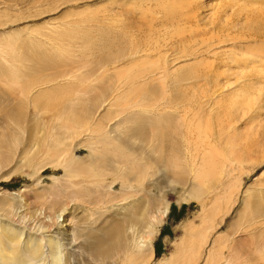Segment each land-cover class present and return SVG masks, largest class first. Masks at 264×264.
Returning a JSON list of instances; mask_svg holds the SVG:
<instances>
[{
  "label": "bare ground",
  "instance_id": "obj_1",
  "mask_svg": "<svg viewBox=\"0 0 264 264\" xmlns=\"http://www.w3.org/2000/svg\"><path fill=\"white\" fill-rule=\"evenodd\" d=\"M192 2L197 3L195 0ZM14 4L4 3L3 0L0 10L6 13L14 8ZM184 8L180 9L186 12ZM198 14L194 12V16ZM12 15L20 16V13ZM21 17L26 18L25 14ZM117 17L116 12L111 27L113 34L103 36V40L108 42L103 47V50L109 51L107 56L95 57L93 54L100 39L83 33L87 27L82 23L87 19L56 27L54 24L47 32L38 30L36 26V31L30 32L28 30H33L32 26L24 23L22 29L30 32L26 36L17 28L0 33V178L5 176V169L27 166L32 170L34 182L40 186L39 177L48 166L64 169L61 176L50 175L53 183L44 186L45 194L37 195L38 200L33 204L35 209L30 210L35 212L31 218L26 216L29 211L25 209L30 206V198L27 197L26 202L17 199L14 194L0 198V264H82L80 253L77 257L74 253L77 254L80 249L84 252V248L88 256L100 264H126L129 259L137 264H149L155 256L153 241L161 232L160 227L170 210L167 189L171 187L176 191V185L183 187L178 199L180 204L181 201L190 203L196 200L201 209L194 219L183 225V234L174 243L173 250L154 259L153 264H257L256 257L264 254V170L246 186V181H242L243 175L248 179L264 164V159L255 161L250 170L241 173V157H246L260 143L263 146L264 135L262 133L255 138V134H243V143L238 139L242 145L239 149H229L231 154L222 150L223 157H236L232 160L230 172L225 175L217 172L220 162L214 158L222 154L218 148L222 142L227 143L223 145L225 148L229 145L226 138L230 137L232 127L228 126H233L228 123L230 112L236 108L237 113L245 112L250 109L248 104L256 103V100L245 99L244 88L238 83L235 84L239 88L236 98L222 93L236 92L231 90L234 87L231 77L233 71L236 72L231 64L242 60L231 61L229 54L221 64H217L218 68L223 66L226 69H217L216 62L210 61L217 55V49L213 48L214 36H211L208 44L200 42L197 45L202 46L187 49L190 50L189 56L185 52L187 55L175 58L187 57L169 71V60L145 66L152 49L149 44L139 45L134 42L135 38L131 40L127 32L119 34ZM184 18L191 20L190 17ZM212 18L207 20L213 22ZM16 19L0 20V27L21 18ZM193 19L199 21L196 17ZM220 24L223 25L222 22ZM143 25L136 20L135 24H130L129 31L135 28L141 30ZM205 38H201L202 41ZM75 41L78 43L76 47L73 45ZM88 49L92 51L87 53ZM205 54L211 56L207 61L202 57ZM88 56H92L93 61L83 64ZM252 56L257 57L258 53L253 52ZM200 57L202 60H197ZM108 59L109 62H106ZM143 60L141 68L128 67L120 71L121 64L132 65ZM204 62L207 63L204 65ZM110 64L112 67L107 68ZM85 65L89 67L86 66V70L83 69ZM235 67L240 68L238 65ZM112 68L118 70L117 75L119 71L128 74V89L124 88L127 81L118 86L116 78L104 75ZM98 69L103 71L96 75ZM244 69L241 67V70ZM148 82L155 85L145 88ZM138 89H145L143 99L115 111L110 116L114 119H109L115 120V124L107 129L108 122L96 116V104L99 103V108H106L118 103L120 96L127 99L128 93ZM151 93H157L155 98H147ZM39 105L45 108L52 106L54 110L46 123L48 132L43 135L40 127L44 121L39 114ZM222 113L225 118L220 116ZM144 136L151 153L157 154L154 163L159 165L161 172V179L151 178L150 186L147 185L145 190L140 186L149 171L143 170L142 161L151 155L124 157L115 153L117 146H114L115 141L136 140ZM99 143L101 146H98ZM37 144H41L42 148ZM76 145L87 148L89 163L76 157ZM34 146L39 149L35 150ZM166 149L170 152L169 156L164 155ZM108 153L113 155L106 157ZM34 188L25 185L18 195H34ZM18 201L23 203L17 204ZM240 203L243 208L239 211ZM26 219H29V225H22L27 222ZM224 224L226 230L223 229ZM56 229H63L65 242L59 241L61 238L58 239Z\"/></svg>",
  "mask_w": 264,
  "mask_h": 264
},
{
  "label": "rangeland",
  "instance_id": "obj_2",
  "mask_svg": "<svg viewBox=\"0 0 264 264\" xmlns=\"http://www.w3.org/2000/svg\"><path fill=\"white\" fill-rule=\"evenodd\" d=\"M24 1L25 0H15V1L14 0H6V1L4 0V3L7 2V4H10V2H11V4H14V2H15L16 5L14 4V8L13 7L11 8L14 11L11 9H8V12L6 11V13L8 15H6L5 12H2L3 9H1L0 14H2V15H1L0 20L7 21L8 18H12V20H15L19 16V15L18 16L12 15V13H16V14L20 13L19 17L21 19H19V21L14 22V23L7 22L6 25L0 27V33L4 32L5 30L17 28L19 30V32L23 34V36H26L31 31H34V30L36 31V29H37L36 27H38V30L40 28L41 30H44V31L47 30L48 31L49 28H51V27L53 28L54 24H55L54 27H56L62 23H64L65 25H68V24H73L79 20L87 19V20H85L87 22H85L84 24L82 23V26L87 27V29L84 30L85 32L83 31V33H89L90 35L92 34L93 36L99 37L98 39H100L99 40L100 42L97 43L98 45L95 48L96 50L94 49V51H93L94 53L93 52L92 53L95 55V57H96V55H97V57H99L101 55L107 56L108 55L107 52H109V51L106 49L103 50V47L105 48L107 46L108 42L103 40V36L104 37H106V36L110 37V35L113 34L111 32V27L113 26L112 25L113 24V15L117 12L118 13L117 23H118V27H119V34L121 32L126 34V32H127V35L129 33V35H130L129 38L131 37V40H133L135 38L134 42L137 41L139 45L149 44L148 47L152 49V50H150V54H149L150 55L149 62H146L145 66H151L150 64H152L154 62H160L161 60L162 61L163 60H169L170 62L167 64L168 65L167 66L168 71L170 68L174 67L173 65L176 66V64L178 62L185 60L187 57H184V58L181 57L178 60H175V58L180 57V56H184V55H187L188 53H190V50H187V49H190L192 46H194V47L202 46V44L197 45V43L201 42V43L208 44L209 38L211 36H214V38L212 40L213 42H215L213 45V48H215V50L217 49V55H215V58H214V56H213V58H211V56H206V54H205L204 56H202L204 58L203 60L206 59L205 61H207V59L211 58L210 61L214 60L216 62L215 63L216 68L219 69L220 71L223 69H226V68H224L223 66H221V68L223 67L222 69L218 68L217 64L218 65L221 64L225 57L226 58L229 57L228 56L229 54L231 57V61H232V59L242 60V61L234 62L233 64H231L236 70V72L233 71L234 75L231 77L232 78L231 81L234 82V85H233L234 87L231 90H232V92H234V90L236 92L231 93V91H227V92H222V93L225 95H229L231 97L236 98L239 95V92L237 91L239 88L238 87L236 88L235 84L238 83L239 86L244 88L242 90H244V92H245V96H244L245 99H249L251 101L256 100L255 104H248L250 106V109L245 111V112L241 111V112L237 113L236 112L238 110L237 108H236V110H233L230 112V118H228L230 120V122H228V123H230L233 126H228V127H232L230 137L226 138V139H229V145L226 146V148H225L224 146L227 145V143L225 144L224 142H222L218 147L219 150H221L222 154L219 155L218 157H214V158H216V161L220 162L219 165L217 166V172H221L224 175L229 173L230 169H231V165H232V160L236 158V157H223L225 155H224L222 150H225L226 153L231 154L232 149H239L242 146L241 144H239V142H241V139H242L241 136L243 134H246V135L248 134L250 136H253L255 134V138L257 137L256 135H260L262 133L264 135V127H261V124H264V0H234V1L233 0H199V1L195 0V1H197V3L199 2V5L197 3H193L192 1H194V0H191V2L194 4V6H193L194 9L192 8L191 2H189L190 5L188 4V0H181V1L180 0H166V1L165 0L164 1L163 0H132V1L131 0H68V1L67 0H42V1H40V0H29L26 2H24ZM159 1H161V2H159ZM183 1H185V2L183 3ZM133 2L134 3L136 2V3L134 4ZM225 2L227 3V5ZM233 2H235V3H233ZM2 3H3V0H0V7L2 6ZM19 3H20V5H19ZM182 3L185 6L182 5ZM177 4H180V5L178 6ZM219 4L221 5L222 9L220 8ZM204 5H206V6H204ZM151 6H154V7L151 9ZM134 7H136V8H134ZM142 7H143V9H142ZM184 7H186V12H185V10H182V9H185ZM17 8H18V10H17ZM180 8H182V9H180ZM196 8H198V9L196 10ZM225 8H226V10H225ZM147 9L148 10L150 9L149 12ZM187 9H188V11H187ZM189 10H190V13L188 14ZM182 11L184 12L185 16H182V13H183ZM194 12H195V14L199 13L198 16L197 15L194 16ZM215 12L217 14H215ZM177 13H179V14H177ZM186 13H187V16H186ZM21 14L22 15L25 14L26 20L22 19ZM238 14H240V15H238ZM192 15H193V17L198 18L199 21H196V19L194 20ZM213 15L216 17L217 20L215 19V17ZM261 15H262V17H261ZM164 16H166V18H164ZM199 16H200V18H199ZM182 17L183 18L184 17H188V18L190 17L191 20L187 19V18L182 19ZM13 18H15V19H13ZM211 18L213 19V22H210L211 20L208 21ZM221 19H222V21H220ZM23 20H25V21H23ZM136 20H140V22L144 24L143 25L144 28H142L141 30L135 28L133 30L130 29L131 31H129L130 24H135ZM153 20H154V23H153ZM187 20L190 21V23L186 22L187 23L186 24L185 21H187ZM192 20H193V22H192ZM219 21L222 22L223 25H221ZM229 21H230V23H229ZM46 22H49V23H46ZM208 22H210L211 24L209 23L210 24L209 25ZM217 22H219V23H217ZM24 23L26 25H31L33 30L27 29L28 31H30V32H27L26 30L22 29V26H24ZM213 23L214 24L216 23V24L214 25ZM165 24H166V26H165ZM179 24L182 26H180ZM191 24H194V25H192L191 28H189L190 27L189 25H191ZM225 24H227V26ZM218 25H220V26H218ZM34 26H36V27H34ZM44 26L45 27L48 26L47 29L44 28ZM222 26H224V27H222ZM179 27H181L180 30H178ZM182 27H183V29H182ZM192 27H194V29ZM209 27H211L212 30L214 28L215 31L214 30L211 31V29ZM219 27H220V29H218ZM224 28H227V29L225 30ZM20 29H22L23 31H21ZM38 30H37V32H38ZM41 30L39 32H44ZM143 30H145L146 32ZM166 30L168 33L166 32ZM219 30H220V32H219ZM221 30H222V32H221ZM223 30H224V32H223ZM165 32H166V35L168 34L167 35L168 40L166 39ZM169 32H170V34H169ZM178 32H180V33H178ZM208 32H209V34H207ZM173 33H175V36H172ZM169 35H171V36H169ZM180 35L181 36L183 35L182 39H181ZM156 37H157V39H156ZM164 37H165L166 41L164 40ZM197 37H199V38H197ZM205 37H207V39ZM175 38L177 41L175 40ZM201 38H203V40L205 38V41H202ZM139 39H142V40H139ZM187 39H189V40H187ZM101 40H103V41H101ZM158 40L160 41L159 42L160 44L156 42ZM180 40H182V41H180ZM223 40H225V41H223ZM103 44H106V45H103ZM73 45L75 47L78 46L77 41L73 42ZM218 46H220V47H218ZM88 50H87V53H90L92 51V49L91 50L88 49ZM98 51L100 52V54ZM185 52H187V54ZM253 52H255V53L257 52L258 56L257 57L256 56L251 57ZM225 53H227V54H225ZM187 56H189V54ZM202 57H200L197 60H202ZM93 59L94 58L92 56H88L87 58H85L86 61L85 62L83 61V64H86V63L89 64L90 62L93 61ZM192 59H194V58H192ZM221 59H222V61H221ZM227 60H230V58ZM105 61L109 62V59H108V61L107 60H105ZM144 61L145 60L140 61V62L139 61L135 62L136 63V64L134 63L135 66H134V64L130 65V63H126L127 65L121 64V66H119V68L121 67L122 70H120V71L122 72V71L126 70V68H128V67L141 68V66H143ZM171 61H172V63H171ZM206 63L207 62H204L203 64L205 65ZM93 64H95V63H93ZM236 65L240 66V68L235 67ZM86 66L87 65L84 66L85 68L83 67L84 70L87 69L88 66L87 67ZM94 66H92V67H94ZM110 67H112V64L107 66V68H110ZM241 67H244L245 69L241 70ZM237 70H238L239 74L237 73ZM100 71H103V70L98 69V71L95 74L97 75L98 73H101ZM109 71H107L104 75L108 76L110 78H116L118 86H121L123 81H127L124 88L125 89L129 88L128 79H127L128 74L127 73H120V71H119V74L117 75L118 70L115 71L113 68L110 69ZM95 74H94V76H95ZM149 83L150 82L147 83L148 85L145 88H151L155 85L153 83L152 84L151 83L149 84ZM150 85H151V87H150ZM144 90L142 91L141 89H138L135 92H133L132 94L128 93L129 96L127 97V99L120 96L119 97L120 101L118 103L107 106L106 108H99V103H97L96 104V108H97L96 116L103 119V120H106L108 122L107 124H109L108 125L109 127H107V129L112 128L113 125L115 124V120L114 121L109 120V119H114L113 116L112 117H110V116L115 111L129 107L135 101H141L144 97L143 96V93L145 92ZM127 91H129V90H127ZM145 94H147V93H145ZM156 95H157V93H156ZM156 95L154 93H151V95H149V97H147V98H149V99L155 98ZM53 102H54V100L50 101V104L52 105ZM112 102H114V99H112ZM225 103L227 104L226 101H225ZM39 107H40V109H39L40 110L39 111L40 117L45 122V123L43 122L44 125L42 124V126L40 127V133L43 135V134L48 132V129H46V125H47L46 123H48L50 121V118H51L54 110H53L52 106H50L49 108H45L46 106L39 105ZM223 108H226V107L223 106ZM217 109H219V107L216 108V111H218ZM232 109H235V108H232ZM208 111H209V108H208ZM220 111H221V108H220ZM234 112L236 113V115ZM221 115L223 118H225L223 113L220 114V116ZM234 115H235V117H234ZM218 116H216L217 119H219ZM217 119H216V121H217ZM226 123H227V121H226ZM170 132H171V129L169 130L168 133H170ZM238 139H239V142H238ZM126 140L127 141L132 140V141H130L131 142L130 143V142H127ZM130 140L122 139L120 141H115L114 146L115 145L117 146L115 153H118L120 156H124V157H146L148 154L151 155V157H149V159L147 158V160H146L147 162L144 161V159L142 161L143 162L142 164L144 166L143 170L145 169V171H149V172H147L148 174L146 175V177L144 178V180L142 182V186H140L143 188V190H145L146 189L145 187H147V185H148V187L150 186V181L152 179H156V178L161 179V174H159L161 172L158 170L159 165H157V164L155 165V163H154L155 162L154 159H156L157 154H155V152H153V151L151 153V151H150L151 147L146 145L147 141L145 139V136L143 138H137L136 140H134V139H130ZM262 141H263V146L260 143L259 145H257V147L255 146L253 151L249 152L246 155V157H241V161H242L241 173L247 171L248 169L250 170L252 168V166L255 165V161H261L262 159H264V151H263L264 150V139ZM150 142H153V141H150ZM46 143H50V141H47ZM125 143H127L126 146H125ZM128 143H130L132 146H130ZM241 143H243V140ZM37 145L42 148L41 144L40 145L37 144ZM38 146H34V148L36 147L35 150L39 149ZM79 146L76 145V149H75L76 157H81V158H83L84 162L89 163L90 162V158H88L89 151L87 150V148H85L83 146H80V147ZM98 146H101L100 143L98 144ZM128 146H129V148H125ZM229 149H231V150H229ZM226 150H228V151H226ZM166 151H167V149L165 150L164 155L169 156L170 152L169 151L166 152ZM233 153H232V155H233ZM112 155L113 154L108 153L106 157H109ZM197 158L200 159L201 157H197ZM149 161H151V162L148 164ZM145 165H147V167H148L147 169L145 168ZM263 170H264V164L261 167L257 168V170L254 171L253 174L248 179H246L245 175H243L244 180L242 182L246 181L245 185L244 184L243 185L246 186L248 183H251ZM31 171L32 170H30V168L27 166L20 167L19 169L9 168V169H5L3 171V174L5 176L0 178V198H4V195H9V194H14V196L17 195L16 198L23 200V202H26L24 200H26L27 197L30 198L28 201V202L31 201L30 206L25 208L27 211H29L26 216L27 217L29 216L30 218L33 217L34 213H35L34 210H32V211H30V210L35 209L33 204L38 200V198H36L37 195L45 194L44 186H48V185L53 183V180L51 179L50 175L61 176L64 173V169H63V167H59L58 169H55L52 166H48L46 169H44L41 172L42 177L41 176H40L41 178L39 177V181L41 182L40 186L37 185L36 182H34V178L32 177L33 175H31ZM8 178H10V179H8ZM134 182H137V181L135 180ZM225 182L228 183L227 178H225ZM25 185H30L33 188L35 186L38 187V188L33 189L35 192L34 195L33 194H30V196L29 195H23V196L18 195L19 194L18 192L20 190H22L25 187ZM118 187H119V185H118ZM153 191H155V190H153ZM182 191H183V187L178 186V185H176V191H173V189L171 187H169L167 189L166 196H167V199L170 201V207H169L170 210H169L168 215L164 218V222L160 227L161 232L157 235V237L153 241L154 247H155V256L153 257V262L157 258L163 256L165 253L169 254L170 251L173 250L174 243L179 241L177 239H179L180 236L183 234V230H182L183 225L187 224V222L190 219H194V217L199 213V211L201 209L200 203L196 200H193L190 203H186L185 201H181V204H180L178 202V199H179V195L181 194ZM143 194H145V191L143 192ZM23 202L18 201L17 204H20ZM238 206H239V211H240L243 208L242 207L243 204L240 203ZM262 214L264 217V211ZM28 220L29 219H26L27 222H24L22 225H24V224L29 225ZM195 221L198 222L199 219H195ZM224 228H225V230L227 228V227H225V224L223 226V229ZM63 229H61L60 231H59V229L55 230L57 232L58 239L61 238L59 240V241H61V243L65 242L67 240L66 237L63 236V233H62ZM245 237H247V236H245ZM242 238H243V236H242ZM81 252H83V251L80 249V252H77V254L76 253H74V254H75V257H77L78 254L80 253L79 257L81 259L82 264H100L99 262L93 260L91 256L90 257L88 256V251H86L85 248H84L85 253L84 252L81 253ZM261 259H263V260H261ZM153 262H151L149 264H153ZM263 262H264V254H263V256L261 255L259 257H256V263L257 264H262ZM126 264H137V263H135L132 259H129L128 263H126Z\"/></svg>",
  "mask_w": 264,
  "mask_h": 264
}]
</instances>
